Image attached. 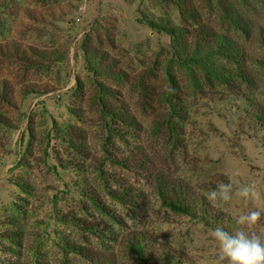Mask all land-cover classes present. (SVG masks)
<instances>
[{"label": "rangeland", "instance_id": "1", "mask_svg": "<svg viewBox=\"0 0 264 264\" xmlns=\"http://www.w3.org/2000/svg\"><path fill=\"white\" fill-rule=\"evenodd\" d=\"M179 1L0 0V264H212L213 228L163 207L157 178L205 197L231 179L228 204L206 199L221 227L259 210L264 234V0H182L196 24ZM199 27L243 74L214 78L237 64Z\"/></svg>", "mask_w": 264, "mask_h": 264}, {"label": "trees", "instance_id": "2", "mask_svg": "<svg viewBox=\"0 0 264 264\" xmlns=\"http://www.w3.org/2000/svg\"><path fill=\"white\" fill-rule=\"evenodd\" d=\"M217 2L220 3V5H223L224 0H216ZM181 4H183L182 0L179 1V5H177V8L179 10V13L181 15H185L184 18L190 17L191 20L196 24V12H194V9L192 10L190 7H183ZM223 9L224 14H225V20L227 22H230L234 24V26L238 27L239 23H241V19L237 16V14L234 13V11L229 10L228 7H220ZM223 18V19H224ZM155 23H151L153 25ZM169 36L171 38L172 46L174 48L175 45L180 44V39H181V30H176L174 28L167 29ZM194 32H196L195 37H204L203 42H205L206 45H208V42L216 45V49L214 51V55L220 56L225 58L226 60L237 64L236 69H229L224 70L226 71L227 74L220 73V75H216L215 77L217 80H220L221 82L226 81L225 78H228V76H234L235 71L238 70L243 74L244 70H242V67L238 63L237 59L240 56V54L237 53L236 50H234V47L232 44H227L230 41L229 38L222 36V35H213L211 31L205 30L202 27H199L198 29H194ZM178 47V46H177ZM201 47V45H199ZM195 52L191 56V61L197 65L198 68H201L205 72H207V67H208V61L210 62L209 55L206 53L205 56L203 55H198V49L194 50ZM88 52L85 51L86 55V62L87 64L92 68L93 71H97L99 68V60H96L95 57H89L90 55H87ZM213 55V56H214ZM102 69H105L102 67ZM261 119V117H258ZM155 190L157 192L158 198L162 204L163 207L169 209L171 212L181 215V216H186L194 221L197 222H203L207 225H210L211 228H215L217 225L221 226L223 219L220 218V215L214 211V209L207 203L206 197L201 194L202 189L200 188H194L191 187L189 189L184 183L180 181H168L167 179L164 178H157L156 179V185H155ZM111 197L114 200H117L118 202L122 204H127V203H133V196L129 195L125 190L122 192L118 191H113L111 193ZM222 220V221H221ZM129 247L133 253L138 255L139 257L143 252L141 251V245L139 243H134L131 242L129 244Z\"/></svg>", "mask_w": 264, "mask_h": 264}, {"label": "clouds", "instance_id": "3", "mask_svg": "<svg viewBox=\"0 0 264 264\" xmlns=\"http://www.w3.org/2000/svg\"><path fill=\"white\" fill-rule=\"evenodd\" d=\"M234 194L231 179L228 183L219 182L214 189L206 193V199L215 208L228 204ZM244 199H253L257 193L251 186H242L236 192ZM238 226L229 232L217 225L210 230V237L215 241L216 256L212 264H264V234L255 229L262 227L261 212L249 210L235 218Z\"/></svg>", "mask_w": 264, "mask_h": 264}]
</instances>
